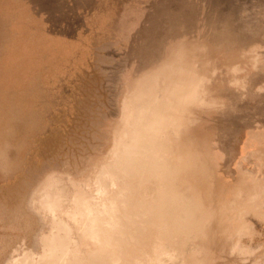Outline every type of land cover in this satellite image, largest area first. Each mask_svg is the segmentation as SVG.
<instances>
[{
  "label": "rangeland",
  "instance_id": "obj_1",
  "mask_svg": "<svg viewBox=\"0 0 264 264\" xmlns=\"http://www.w3.org/2000/svg\"><path fill=\"white\" fill-rule=\"evenodd\" d=\"M0 50V264L36 255L46 228L30 202L43 180L88 179L123 100L171 69L198 88L184 136L207 164L210 198L258 195L259 212L243 214L249 229L229 235L246 251L218 264H264V0H0Z\"/></svg>",
  "mask_w": 264,
  "mask_h": 264
},
{
  "label": "bare ground",
  "instance_id": "obj_2",
  "mask_svg": "<svg viewBox=\"0 0 264 264\" xmlns=\"http://www.w3.org/2000/svg\"><path fill=\"white\" fill-rule=\"evenodd\" d=\"M200 100L195 80L181 69L138 81L122 102L111 146L88 179L52 174L43 180L30 202L46 228L35 237L36 255L23 251L7 264H218L224 252L246 251L238 242L229 245V235L249 229L243 214L259 212L258 195L240 190L229 202L210 198L202 184L207 164L184 136L195 116L190 107Z\"/></svg>",
  "mask_w": 264,
  "mask_h": 264
},
{
  "label": "crops",
  "instance_id": "obj_3",
  "mask_svg": "<svg viewBox=\"0 0 264 264\" xmlns=\"http://www.w3.org/2000/svg\"><path fill=\"white\" fill-rule=\"evenodd\" d=\"M263 90H264V86H263V89L261 88V91H259L261 94H263L262 92H263ZM264 95V94H263Z\"/></svg>",
  "mask_w": 264,
  "mask_h": 264
}]
</instances>
